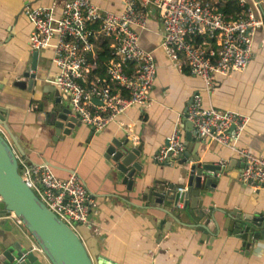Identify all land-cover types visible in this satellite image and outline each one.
<instances>
[{
	"label": "crops",
	"instance_id": "obj_1",
	"mask_svg": "<svg viewBox=\"0 0 264 264\" xmlns=\"http://www.w3.org/2000/svg\"><path fill=\"white\" fill-rule=\"evenodd\" d=\"M62 1L0 0V130L18 157L30 164L50 165L63 179L72 173L79 175L89 192L93 218L87 238L95 254L102 253L121 264H264V240L246 252L242 240L223 226L216 237L176 221H166L170 226L162 229L166 213L147 206L140 194L143 187L158 178L177 186L188 185L190 171L181 169L179 159L167 165L168 161L158 163L155 155L177 127L186 139L182 117L196 93H201L205 105L246 115L249 122L238 146L264 157V28L256 36L250 65L244 71L216 76L207 88L202 77L179 68L167 55L162 46L163 22L152 11L146 27L137 28L141 45L152 51L158 70L147 105L131 106L102 130L82 122L62 139L47 125V109L41 110L43 102H51V94L70 106L55 84L59 69L53 61V47L39 50L35 91L15 85L16 80L27 79L26 71H34L35 50L29 42L32 23L26 9L55 3L60 9ZM93 1L104 10L119 11L122 6L120 0ZM94 42L96 53L91 57L89 82L106 76L107 63L112 59L111 38L97 33ZM127 137L136 145L143 143L138 160L145 168L137 173L133 191L122 183L115 163L105 156L113 139ZM187 144L189 165L197 155L202 163L222 166L215 175V191L206 196L208 205L246 213L264 212V187L255 188L240 180L243 159L238 152L213 140L203 141L199 148L188 140ZM180 202L184 206V201ZM180 202L177 209L181 208ZM15 240L29 248L37 247L23 224L9 215L0 217V246Z\"/></svg>",
	"mask_w": 264,
	"mask_h": 264
},
{
	"label": "built area",
	"instance_id": "obj_2",
	"mask_svg": "<svg viewBox=\"0 0 264 264\" xmlns=\"http://www.w3.org/2000/svg\"><path fill=\"white\" fill-rule=\"evenodd\" d=\"M120 2L119 11L104 10L93 0H64L60 9L56 3L26 9L32 23L30 48L39 51L53 47V61L59 69L55 84L70 101L72 114L96 130L105 128L131 106H145L150 100L157 64L152 51L141 45L137 28L146 27L152 11L163 22L162 46L167 55L179 68L202 77L207 88L216 76L244 71L250 65L256 36L264 28V0ZM229 3L237 9L225 11ZM97 33L112 39V59L106 66L107 75L89 82ZM187 113L202 141H216L241 155L244 165L239 178L243 183L264 187V157L238 146L249 122L246 115L205 105L201 93L193 96ZM167 140L155 155L158 163L177 160L187 151L181 128L177 127ZM18 159L23 179L79 233L78 227L88 222L91 214L89 192L79 175L72 173L63 179L50 165ZM177 190L185 193L190 187L178 185ZM9 216L23 224L14 212Z\"/></svg>",
	"mask_w": 264,
	"mask_h": 264
},
{
	"label": "water",
	"instance_id": "obj_3",
	"mask_svg": "<svg viewBox=\"0 0 264 264\" xmlns=\"http://www.w3.org/2000/svg\"><path fill=\"white\" fill-rule=\"evenodd\" d=\"M39 51L33 52L32 70L24 73V78L15 81V85L33 92L38 78ZM51 102H43L41 110L47 109V125L51 126L58 138L72 134V130L81 126L82 120L72 114L71 105L66 106L60 96H50ZM99 102L98 100H96ZM2 116L0 115V118ZM187 110L182 117L186 128V139L199 148L203 141L193 131V123L187 118ZM168 143L166 140L165 144ZM143 151V143L136 145L130 137L113 139L106 148L105 156L115 163L122 183L129 191L135 190L137 173L144 171V164L138 159ZM190 156L179 158L183 171L189 170L190 190L180 193L177 185L163 179H155L149 186L143 187L141 197L147 206H152L166 213L161 221V228L168 229L166 221L178 222L185 227L197 229L216 237L222 226L241 239L246 252L258 241L264 240V212L246 213L240 209H220L210 206L206 196L214 192L222 166L200 162L188 164ZM172 160L167 165H171ZM244 163H242V166ZM205 181L203 183V179ZM205 189H207L206 192ZM0 217L14 212L22 219L23 225L37 243L36 248L22 245L20 240L0 246V264H121L102 253H93L89 246L87 232L93 218L80 226L79 233L73 230L54 211H52L23 179L19 171L18 155L8 137L0 130ZM183 200V208H178ZM221 215V216H220ZM221 218L223 221H221Z\"/></svg>",
	"mask_w": 264,
	"mask_h": 264
},
{
	"label": "trees",
	"instance_id": "obj_4",
	"mask_svg": "<svg viewBox=\"0 0 264 264\" xmlns=\"http://www.w3.org/2000/svg\"><path fill=\"white\" fill-rule=\"evenodd\" d=\"M231 9H237V6L236 5L233 6L232 4L229 3L225 11H230Z\"/></svg>",
	"mask_w": 264,
	"mask_h": 264
},
{
	"label": "rangeland",
	"instance_id": "obj_5",
	"mask_svg": "<svg viewBox=\"0 0 264 264\" xmlns=\"http://www.w3.org/2000/svg\"><path fill=\"white\" fill-rule=\"evenodd\" d=\"M78 230L80 231V228L78 227Z\"/></svg>",
	"mask_w": 264,
	"mask_h": 264
}]
</instances>
